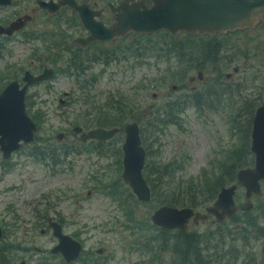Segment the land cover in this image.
Returning a JSON list of instances; mask_svg holds the SVG:
<instances>
[{"label": "rangeland", "instance_id": "rangeland-1", "mask_svg": "<svg viewBox=\"0 0 264 264\" xmlns=\"http://www.w3.org/2000/svg\"><path fill=\"white\" fill-rule=\"evenodd\" d=\"M24 13L30 14L25 26L0 38V91L10 80H20L26 70L36 74L44 66L57 69L47 80L29 84L24 96L25 111L37 127L34 142L20 146L7 163L0 151V224L6 235L0 248V264H18L21 258L26 259L25 264H41V258L47 260L46 250L57 239L46 218L41 217V222L35 223L38 214L57 218L62 230L74 233L85 249L104 248L107 255L104 264L156 263L157 258L167 263L177 256L172 242L179 230H160L168 240L165 249L151 245L145 248L149 245L145 242L137 244L145 237L155 238V243L162 241L158 230L150 227L154 226L150 214L156 206L164 204V196L161 202L158 200L160 203L126 198L122 190L126 183L120 186L118 179L114 180L118 176L122 182V167L117 160L123 156L124 124L118 125L120 130L113 137L101 142L106 144L101 152L83 146L73 126L80 125L84 130L99 126L97 110L81 113L86 107L105 105L111 95L117 98V91L122 93L129 103L122 109L131 108L144 116L126 121L136 120L139 124L141 144L146 149L143 168L146 181L150 183L156 177L153 167L164 170L171 163L181 166L175 173L162 175L165 195L180 188V182L191 180L200 186L206 184L203 188L207 190L221 175V159L232 145L241 156L248 157L246 166H253L255 152L247 153L248 156L244 152L245 142L251 143L250 131L245 138L244 123L246 127L251 120L252 127L264 100V26L232 34L221 43L213 41V46L218 45L214 55L208 54L207 46L201 51L204 44H194L193 48L188 47L189 43L173 46L168 37L167 42L155 47L158 57L151 54L141 62L133 58L127 45L133 42L132 34L105 42L104 46L82 45L78 37L87 35L88 30L78 13L69 14L66 6L52 16L39 8L35 0H20L17 7L0 8V19L4 16L7 22ZM134 42L133 48L145 51L144 38L138 37ZM121 45L124 51L119 48ZM183 46L188 57L176 50ZM55 53L60 55L58 59ZM94 75L95 80L91 79ZM84 79L89 85L82 89ZM201 95L204 106L197 108L193 100L196 96L201 100ZM168 112L174 113L178 120L160 123L168 121ZM39 115L40 120L36 118ZM102 116L106 115L102 112L99 117ZM33 145L56 147L60 154L52 160L36 158L29 153ZM215 157L220 159L214 163ZM211 165L217 166L215 172ZM110 184L119 186L115 199L106 194ZM261 184L262 192L251 196L253 206L248 210L255 225L246 221V211L240 207L247 200L244 185L236 194L240 220L232 216L219 226L212 215L195 225L192 220L189 222L188 232L202 234L204 253L213 257L218 252L222 264H264V179ZM42 227L44 232L40 231ZM209 235L216 237L210 239ZM33 245L43 251H37ZM151 257L155 260L151 261ZM205 264L221 263L212 259Z\"/></svg>", "mask_w": 264, "mask_h": 264}, {"label": "water", "instance_id": "water-1", "mask_svg": "<svg viewBox=\"0 0 264 264\" xmlns=\"http://www.w3.org/2000/svg\"><path fill=\"white\" fill-rule=\"evenodd\" d=\"M150 6L145 0H121L116 7L115 21L110 25H104L101 20H95L93 11L87 8L86 3L78 4L75 0L44 1L38 0L41 6L47 7L49 11L54 10L61 4H69L78 13L83 25L89 30V34L78 37L81 44H86L93 39H108L117 35H123L129 30L154 31L167 28L172 32L185 29L190 32H214L233 30L237 27L252 25L259 14H264V0H151ZM10 0H0V4L8 3ZM53 5V9L49 6ZM30 15L18 17L8 25H1V30L11 33L22 26ZM53 74L51 67H45L39 73L28 70L22 76L23 84L20 87L18 80L14 79L7 83L0 92V149L5 157L21 145V142L31 140L36 124L25 111V90L29 83L46 79ZM264 112V102L258 108L254 117L253 144L252 149L256 153V161L253 166L240 168L238 179L246 187V196L249 200L253 193L261 192V179H264V160L260 156L263 148L258 146L256 139L257 117ZM264 114V113H263ZM264 125V121L260 124ZM261 126V127H262ZM78 125L73 126L76 132L81 131ZM119 130L118 126L93 127L80 132L82 141L87 138L108 139ZM125 139L122 143V179L127 182L133 193L142 200L150 197V188L142 174L145 149L141 145L139 124L133 120L124 125ZM262 149V150H261ZM262 151V152H261ZM263 163V164H262ZM238 183L222 186L214 204L209 205V213L195 211L192 207L161 205L151 214L154 223L167 227H180L185 229L191 217L194 221L199 218L206 219L210 213L216 215L221 221L226 216L236 212L238 205L235 194ZM252 205L249 201L248 208ZM54 234L59 238V243L51 248L52 251L61 250L66 258H74L77 255L80 244L71 236L61 231L59 223L50 222ZM1 235V227H0ZM72 248V249H71ZM68 253V254H67Z\"/></svg>", "mask_w": 264, "mask_h": 264}, {"label": "trees", "instance_id": "trees-1", "mask_svg": "<svg viewBox=\"0 0 264 264\" xmlns=\"http://www.w3.org/2000/svg\"><path fill=\"white\" fill-rule=\"evenodd\" d=\"M133 35H134L133 36V42H130V44H127V45H128V47H130V50L133 53L132 54L133 58L135 60H140L141 62L142 61L145 62L144 57H148V55H151V54L155 55V58L158 57V54L155 53L154 49L159 44L167 42L169 40L168 37H171L173 46L178 45L179 43H181V44L189 43L188 47L193 48L194 44H199V45L204 44L201 47V51L203 50L204 46H207V48L205 50H207L209 55H214L216 53V48H218V45L213 46V41L221 43L220 41L223 40L221 37L218 38L215 36H207L204 34L194 35V34H190V33H186L185 35H182L181 37L174 36V35L169 34L167 32L133 33ZM138 37H139V39H141V38L145 39L146 43H144V50H145L144 52H141L139 50V47L133 48V45L135 43L134 40ZM123 46L124 45H121V47H119V48L121 49ZM124 50H125V48L121 49V51H124ZM176 50L179 51L181 56L188 57L187 48H185L184 46L183 47H176ZM55 56H56V59H58L60 55L58 53H55ZM126 56L127 55H125V57ZM53 64H57V63L54 61ZM55 69H57V67H55ZM83 72H84V70H83ZM77 74H79V73H77ZM79 76H80V74H79ZM76 78H78V77H76ZM96 78H97V75H94L91 77V79H93V80H95ZM86 82H87V80L84 79L85 84H81L82 89H84L85 86L89 85ZM80 83H83V82L80 81ZM87 96H88V94H87ZM116 96H118V97L116 98L115 95H114V97H113V95H111V97H109V99L106 101L105 105L98 103L97 105H95L93 107H90V108L86 107L81 114L91 113L94 110H97V112H99L100 114H102V112H103V115H106V116L99 117V115H100L99 114L96 117V123L99 126H114V125L122 126L123 124H125L124 122L129 118L130 119H133V118L134 119H136V118L143 119L144 118V116L140 115L139 113L134 112L133 109H131V108L126 109V110L122 109L123 106H125L129 103L124 100L125 99L124 95L122 93H119V91H117ZM102 110H105V111H102ZM111 111H112V113L109 114ZM115 113H118V114H115ZM167 114L169 115L168 121L167 120H160V123H167L169 121L176 122L178 120L177 117L173 116L174 113L172 114L171 112H168ZM36 118H38L40 120L41 115H39ZM244 129H245L244 133H245V138H246L248 136V132L251 131V120H249V123L246 127H245V123H244ZM156 130H160V128H157ZM92 140H95L97 142L105 141V140H97V139H92ZM91 142H93V141H91ZM245 146H244V152H245L246 156H248L247 153L248 154L251 153V151L249 150V147H250L249 142H245ZM105 147H106V144L102 145V143H100V144H96L94 149L97 148V150L99 152H101V151H104L103 149H105ZM55 148L56 147H49L47 145H43V146L33 145L32 149L29 151V153L32 154L33 156H35L36 158H39V159H45L48 157L50 160H52L53 156L60 154V153L56 152ZM226 153L227 154L225 155V157H223L221 159V165H220V169H219V174H221V175L218 174L219 176L216 178L215 183L212 184L211 187L208 186L207 190L203 188L206 186V184L204 186H200V183H196L195 181L191 180V181H187L185 183L180 182V188H178L177 190H176V188H174L171 190L170 195H165L166 194L165 189H164V187H165L164 182L165 181H164V179H162V175H164L167 172L168 173H175L179 168H181V166H179V165L175 166L173 163H171L170 165H165L164 170L156 169L155 167H153L154 170H153V168H152V170L154 171V173H156V177L153 178V181H151V179H150V183L148 182L149 185L151 186L152 200L153 201L155 200V201H157V203H160L161 197L164 196V198H162V202H164V203H168L170 205H177V206L188 205V206H193V207L197 208L201 205L207 204L208 201L215 199L220 187L224 184H228V183L234 181L236 179L237 171L241 167L246 166L248 164V162H246L248 157L244 158L243 156H241L240 151L238 149L236 150L234 145H232L230 148H228ZM63 154H65V153H63ZM219 159L220 158L213 159L212 162L215 163ZM4 161H5V163H7L6 162L7 160H4ZM117 161H118V163L119 162L121 163V161H119V159ZM118 166L121 167V165H118ZM169 166H171V169H168ZM211 168H212V172H215L217 169V166L213 165ZM145 173H146V168H145ZM212 175H213V173H212ZM148 178H150V177H148ZM117 179H118V183L120 184V186H122V184H125L123 181L120 182L118 176L116 178H114V180H117ZM125 185H126V187L122 186V188H124L122 190L125 191L126 198L132 197L135 199V196L130 192L127 184H125ZM103 187L104 188L102 190L105 193L107 191V186H105V184H104ZM109 187H111V188L110 189L108 188V192L106 194L109 195L111 198L115 199V195L117 194L115 191L119 190V186L115 187L114 184H110ZM158 200L160 202H158ZM120 204L125 206V204H123L122 202H120ZM244 215H245L246 221L249 222L250 225H255V218L252 216L251 212L246 211ZM233 218L240 220L242 217H241V214H237V215H234ZM142 221L145 222L146 219H144ZM134 222H137V221H134ZM217 224L219 226H221V223H217ZM150 227L156 228L158 230V233L157 232L156 233L162 238V241L155 243V241H154L155 238L145 237V240L140 239V241L137 242V244H141V243L145 242V243L149 244L145 248H148L151 245L152 247H155L158 250L165 249V246L168 245V240L164 238V234H162V232L160 230L165 231L166 229L160 228V227L157 228V227H154L152 225ZM246 229H248V228H246ZM201 235L202 234H199L197 232L178 231L176 233L175 239L172 242L173 243L172 249L175 253L177 252V256L172 257L171 260L168 261L167 263H165L164 260H162L161 258L156 257L157 258L156 263H141V264H205L206 262L212 261V259L219 261L222 264L223 259L218 252H216V255H214L213 257L210 256V254L204 253L205 248L202 245L203 237ZM215 237H216V235H209L210 239H213ZM138 238L139 237H137L136 239H138ZM2 244H3V242L0 243V248H1ZM7 245L8 246L12 245V242H7ZM150 260L154 261L155 258L151 257Z\"/></svg>", "mask_w": 264, "mask_h": 264}, {"label": "flooded vegetation", "instance_id": "flooded-vegetation-1", "mask_svg": "<svg viewBox=\"0 0 264 264\" xmlns=\"http://www.w3.org/2000/svg\"><path fill=\"white\" fill-rule=\"evenodd\" d=\"M120 1L121 0H77L78 3H81V2L86 3L87 4V8L92 10L93 13H94L93 17L96 20H101V22L104 25H106V26L110 25L113 21H115V16H116V13H117L116 7L119 5ZM131 1H134V0H128L129 3H131ZM145 3L147 5H150L152 3V1L151 0H145ZM0 6H2V5H0ZM3 7L4 6H2V8ZM66 8H67V11H68L69 14L71 12H75L71 7L69 8V6L68 7L66 6ZM0 20H1L0 24H3V25H5L9 21H11V20H9V21L5 22L4 16H2ZM243 30H241V31H243ZM167 33L174 34V33L170 32V31H167ZM183 33H186V32H183L182 30H180V31H177V34H174V35H176L177 37H181ZM3 36H4V34L0 33V38L3 37ZM114 40H116V36H114L112 38L105 39V40H92V41H90L88 43H95L96 45L102 44L104 46L105 42H112ZM114 44H116V43H114ZM203 76L204 75H201L200 78L202 79ZM173 87L174 88L178 87V85L173 84ZM201 98H202L201 100L199 99V96H196L194 98V100H193L194 104L193 105L195 107L199 108V107L204 106V97H203V95H201ZM212 101H213V99H212ZM198 103H202V104L199 105ZM100 143L101 142L95 143V142H91V141H83L81 144L83 146L88 145V147H92L94 149L96 144H100ZM79 146H80V143H79ZM7 161L10 162L11 160H7ZM248 203H249V201H248V198H247V200L242 203L243 209L247 210V209L250 208V207H248V208L244 207V205H248ZM38 216H39L38 217V221H36L35 223L41 222V221H39V219H41V217L46 218L47 226L51 229L52 234L57 239L55 243H53L50 246H48V249L46 250L48 252L47 255H46L47 260H43L41 258V260H42L41 264H62V263L63 264H104L105 261H107V258H106L107 255L105 254V251L103 250L104 248H101V247L99 248L98 247V248L92 249V248L89 247V249H85L83 241L80 238L76 237L74 235V233L71 234V233L65 232L66 234L71 236V238L73 240H77L79 242V244L81 245L77 255L74 256V258H66L61 250L52 251L51 248L59 243V239L54 234L53 227L50 225V222L53 221V222L59 223L61 228H62V224L59 222V220L57 218L52 219V218H50L48 216H41L40 214H38ZM221 224H223V223H221ZM1 225H2V223H1ZM159 227L167 229V227H164V226H159ZM3 230H4V236L6 237L4 226H3ZM167 230H174V229H167ZM176 230H179V229L176 228ZM40 231L44 232V227L40 228ZM184 232H188V230H186ZM33 248L36 249L37 251H41V252L43 251V249H41L39 246H36V245H33ZM25 262H26V259L25 258H21L20 261L18 262V264H25Z\"/></svg>", "mask_w": 264, "mask_h": 264}, {"label": "bare ground", "instance_id": "bare-ground-1", "mask_svg": "<svg viewBox=\"0 0 264 264\" xmlns=\"http://www.w3.org/2000/svg\"><path fill=\"white\" fill-rule=\"evenodd\" d=\"M263 113L261 111L260 114L258 115L257 119H256L258 123L256 124V133H255L256 139L258 142V146H261V147H264V125L263 126L260 125L264 121V114ZM260 159H261V162L264 160V148H263V153L260 156Z\"/></svg>", "mask_w": 264, "mask_h": 264}]
</instances>
